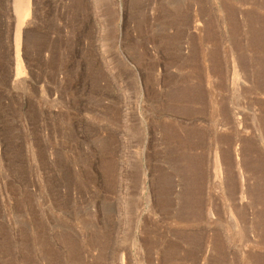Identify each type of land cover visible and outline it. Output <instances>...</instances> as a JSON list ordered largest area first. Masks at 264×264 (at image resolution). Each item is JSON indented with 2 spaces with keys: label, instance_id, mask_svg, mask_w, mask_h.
Listing matches in <instances>:
<instances>
[{
  "label": "rangeland",
  "instance_id": "rangeland-1",
  "mask_svg": "<svg viewBox=\"0 0 264 264\" xmlns=\"http://www.w3.org/2000/svg\"><path fill=\"white\" fill-rule=\"evenodd\" d=\"M0 264H264V0H0Z\"/></svg>",
  "mask_w": 264,
  "mask_h": 264
}]
</instances>
